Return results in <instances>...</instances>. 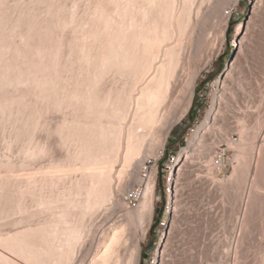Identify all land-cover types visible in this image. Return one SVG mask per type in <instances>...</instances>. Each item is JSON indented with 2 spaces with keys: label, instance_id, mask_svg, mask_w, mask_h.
<instances>
[{
  "label": "bare ground",
  "instance_id": "bare-ground-1",
  "mask_svg": "<svg viewBox=\"0 0 264 264\" xmlns=\"http://www.w3.org/2000/svg\"><path fill=\"white\" fill-rule=\"evenodd\" d=\"M226 2L100 0L99 7L91 10V25L74 37L80 39L82 69L77 65L81 71L66 80L61 71L63 60L46 46L28 53L27 42L17 40L13 33L16 22L0 9V122L10 126L13 139L31 158L43 150L31 142L38 127L46 126L43 113L55 108L66 111L53 128L50 123L41 127L62 141L64 158L52 161L46 170L26 174L30 177L23 180L0 179V220L22 222L0 233L2 246L32 264H139L140 240L153 215L157 174L156 167L144 175L142 169L147 157L161 156L169 132L189 112L198 78L218 52L204 48L209 42L201 38L199 27L217 17L222 32L228 16L222 12ZM260 4L254 1L252 13L260 10ZM250 23L240 35L238 56L217 80L210 108L179 151L170 177L173 220L187 193L184 182L193 174V157L203 173L198 175L199 187L214 186L224 196L247 187L240 220L242 236L229 242L234 247L232 255L227 249L226 262L232 264H247L246 253L254 245L252 239V248L247 245L250 249L246 251L244 238L249 240L260 229L258 223L264 216V75L257 77L255 68L246 62ZM196 55L184 74L185 65ZM69 60V64L64 61L66 67L71 65ZM257 62L261 67L262 58ZM18 85L33 90L34 102L20 105L5 97ZM222 144L233 151L228 166L215 151ZM135 183L142 185V196L137 206L130 207L125 196L139 187ZM118 208L124 209L121 218L113 215ZM105 216L114 219L106 227ZM169 238L153 264H183L180 261L185 257H180L184 253L177 257L180 253L171 248ZM262 241L257 245L264 251ZM192 257L186 264L201 261ZM15 261L0 251V264H19ZM255 262L264 264V252Z\"/></svg>",
  "mask_w": 264,
  "mask_h": 264
},
{
  "label": "rangeland",
  "instance_id": "rangeland-1",
  "mask_svg": "<svg viewBox=\"0 0 264 264\" xmlns=\"http://www.w3.org/2000/svg\"><path fill=\"white\" fill-rule=\"evenodd\" d=\"M254 1L255 0H237V3L235 4H232L229 0L226 2V7H223L222 12L225 14L226 11L229 10L230 14H228V16L225 14L227 19L225 24L226 27L222 30L223 33L218 31L221 30V22H219L220 18L217 17H214V20L208 19L209 21L207 20L206 23L202 24L203 26L201 25L199 27V32L200 30L202 31L201 33L198 32L199 35L203 36L201 38H203L207 44L209 42V44L204 48H216L218 49V52L216 51L213 59L200 74L196 85L193 104L189 112L180 121H178V123H176L173 129L169 132L163 153H161V151L159 153L161 156L157 159L149 156L145 160L151 161V166L157 168V174L154 189V210L151 222L149 223L150 225H148V229L146 230L144 237L140 240L139 264H153L154 260H156V253H159L162 249V244H164L166 238H169L170 235L169 242L171 241V248H175L176 250H174L177 251V254L180 253L177 257H180L184 253V255L180 257V259L185 257L184 259L182 258L184 261L181 260L180 263L182 262L183 264H186V261L189 262L191 256H193L192 259L195 256L194 259L197 257L201 259V263L199 262L198 264H232V262H226V256L229 252H231V255L234 252V247L230 248L228 245L229 242L233 239L236 240L239 235L242 236L240 220L242 218V210L246 197V191L244 189H247V187L245 184L244 186L246 188H242L243 191H241L242 189L238 190V193L236 192L237 195L234 192L229 196H224L222 193H219L218 190H215L214 186V189L211 188V185L210 187H199L197 179L200 175L202 176L203 173L199 170L197 159L193 157L195 161L193 158L190 159L192 162L191 169L193 170L191 171L193 174H189L191 176L186 178L187 180L184 182L187 193L189 194L186 193V195H184L185 197L182 205L179 207V214H177L178 216L175 217V220H173L172 211H170L171 209L169 207V195L173 193L174 186L170 182V177L172 164H174L176 158L178 157L179 151L182 147L187 145L188 137L191 136L193 130L201 123L210 108L211 95L217 87V80L222 77L225 70L230 67L232 61H234V59L238 56L240 35L244 32L243 29L248 21L252 24L250 25V27H252L249 31L252 36L248 34V37L251 36V38L248 40L249 43L246 44L247 46H245L244 50V54H246V62L247 65L255 68L253 71L257 77L261 76V79L264 77V0H260L262 3L260 4V10L252 13ZM99 4L100 0H0V9L7 11L10 15V19L16 22L13 33L16 35L17 40L20 39L21 41L23 40L27 42L26 50L28 53L34 54L38 51L39 47L46 46L49 51L52 52L53 56L60 57V62L63 60L62 64L64 65H61V71H64L62 74L65 75V78H63V75L60 76L66 80V78H69L68 76L73 75V73L76 74L77 71H81L78 69L83 65L81 63L82 61H80L81 59L78 57L79 55L81 56L78 47L80 39H76L74 37L82 35L83 30H81V28L91 25L89 20L91 10L94 6L99 7ZM26 11L27 15H23L22 13H25ZM204 26L206 28H204ZM219 27L220 29H218ZM92 30L96 31L95 25L92 26ZM203 33H205V35ZM219 33L222 34V37ZM217 39H221V42L218 41L219 47L217 46ZM213 44L217 47H214ZM246 47L249 49H246ZM260 58H262L261 67H259L257 62ZM69 59H71L73 63ZM68 60L71 64L68 66L69 68L66 67L65 64H69ZM195 60H197V55L196 57L192 56L191 59H189V63L185 65L184 74L189 67L188 65H191ZM64 61L66 62L64 63ZM256 64H258V67ZM61 71H59V73H61ZM65 80L60 79L62 82ZM106 80H108V82H106L107 84L110 83L112 80L111 76L109 79L106 78ZM5 97L7 99L13 98V100L18 102L20 105L27 102L32 103L34 102L33 100H35L33 90L25 85L11 87L9 92L5 94ZM55 109L48 110V112L46 111L47 113L44 112L45 114L43 113L42 116L43 119L41 118L43 122L46 121V126L50 123L51 128H53L55 124L62 119L63 114L66 113L63 109V111H60V109H57L59 110L57 111ZM40 126L44 127L45 125ZM46 126L44 128H46ZM41 127H38V129L34 132L32 135L33 140L31 139V142L33 145L36 144L34 146H39L40 149H43L42 153H40V155H36L37 157L30 156L31 158H28V155L22 152L23 149L21 150L22 147H20L21 144H19V141L13 139L10 126L0 122V164L1 161L7 163L6 166L0 165L1 180L6 177H10L8 181L11 179L14 180L13 178H15L14 181L26 179V177L31 173H38L42 170H46L45 168H48L52 161L54 163L61 160L59 159L60 157L64 158V154L66 152L62 141L58 139L59 137L56 134L48 135L47 133L49 132ZM216 149L217 150L215 151L221 156L222 162L228 166V162L231 160L230 156L233 151L228 149L226 144H222ZM213 156H216V154L214 153ZM54 159L57 160L54 161ZM152 167L150 168L152 169ZM26 174L28 175L26 176ZM11 176L13 177L11 178ZM21 177L24 178L22 179ZM6 179L4 180L6 181ZM135 186H139V184L135 183ZM168 187H170V191H167ZM243 196L244 198L242 199ZM228 197H232V199ZM242 200L243 202L241 203ZM119 210L120 209L118 208V212L113 215H122L124 209H122L123 212ZM121 215L119 218H121ZM13 217H17V215ZM109 217L111 216L109 215ZM109 217L106 218L105 216L107 220H105L106 225H104L105 222L103 223L104 227L108 226V224L114 220H109ZM102 218L100 223L103 222ZM8 219L2 218L0 220V233L2 234L8 233V231L10 232L14 229V227L18 228L22 225V222H17L19 225L17 223H13L16 225L14 226ZM32 220L29 221L30 224H33ZM36 220L37 219L35 218L33 221L36 222ZM262 220L258 223V225H261L260 229L257 227L255 234L252 235L253 237L251 236L249 240L244 238V247L246 246V251L248 250L247 248L251 246L249 244L252 241L253 244H251L254 245L253 248L252 246L250 247L252 250H249L247 252L248 254L246 253L247 260L245 259L246 257L244 258L247 264H257L255 260H257L259 255L264 252L261 251L257 245L259 241L264 240V216ZM132 232L133 230L129 233L131 234ZM132 236L133 235L129 236L131 237V239L129 238V241L133 239ZM247 245H249V247H247ZM228 247L232 251H229ZM191 250L193 251L191 252ZM0 251L4 252V254L8 257L13 258V261L16 260L15 262L19 264H32L30 261H27V259H23L21 255L18 256V253L13 252L12 250L9 251L5 246L1 245Z\"/></svg>",
  "mask_w": 264,
  "mask_h": 264
},
{
  "label": "built area",
  "instance_id": "built-area-1",
  "mask_svg": "<svg viewBox=\"0 0 264 264\" xmlns=\"http://www.w3.org/2000/svg\"><path fill=\"white\" fill-rule=\"evenodd\" d=\"M226 14H230V11L227 10ZM150 167H151V161H146L142 169V174L144 175L150 169ZM142 189H143L142 185L139 184V187H137L134 191H130L128 194H126L125 200L130 207L137 206L138 201L140 197L142 196Z\"/></svg>",
  "mask_w": 264,
  "mask_h": 264
}]
</instances>
